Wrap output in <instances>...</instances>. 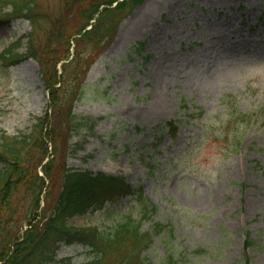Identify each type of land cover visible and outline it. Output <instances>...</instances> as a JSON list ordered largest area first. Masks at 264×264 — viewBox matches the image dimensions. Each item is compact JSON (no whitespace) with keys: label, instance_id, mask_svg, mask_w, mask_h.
<instances>
[{"label":"rangeland","instance_id":"rangeland-1","mask_svg":"<svg viewBox=\"0 0 264 264\" xmlns=\"http://www.w3.org/2000/svg\"><path fill=\"white\" fill-rule=\"evenodd\" d=\"M74 1L34 0L36 24L0 9V52L23 38L18 51L25 54L31 33L40 49L53 46L55 20L77 25ZM71 42L88 65L74 107L82 125L57 155L48 144L57 170L42 205L52 208L58 199L64 162L106 172L142 188L150 212L144 214L139 195H129L70 225L109 232L132 216L151 233L143 252L150 264H245L246 255L264 264V0H143L110 44ZM140 43V51L132 47ZM65 49L60 44L54 58ZM41 69L27 56L0 60L4 137L28 135L48 109ZM233 109L251 115L250 122ZM172 120L180 124L177 137L166 127ZM24 193L20 188L19 204ZM248 238L256 245L247 251ZM96 256L82 243L61 242L52 264H91Z\"/></svg>","mask_w":264,"mask_h":264},{"label":"trees","instance_id":"trees-1","mask_svg":"<svg viewBox=\"0 0 264 264\" xmlns=\"http://www.w3.org/2000/svg\"><path fill=\"white\" fill-rule=\"evenodd\" d=\"M142 1L93 0L89 3L76 0L74 2L79 4L77 25L69 28L68 20H55L50 31L53 46L40 49L31 33L25 54L18 51L23 38L16 39L0 52L1 62H16L24 56L36 59L42 67L49 100L44 116L37 119L28 135L10 139L0 134V162L4 164L0 167V264H52L61 242L89 246L97 255L91 264H150L143 252L152 241L151 233L143 232L142 223L132 216L124 217L109 232L69 224L76 215L100 210L106 202L129 195H139L144 214L149 213L151 204L145 202L142 188L133 189L123 177L72 169L64 162L58 199L52 208L48 202L42 206V200H46V181L52 182V173L56 169L54 157H49L48 144H52L53 155H57L62 142H68L82 125L74 114V107L86 85L88 65L82 63L77 50L73 54L71 41L77 44L96 42L101 47L107 42L110 44L120 22ZM35 6L34 0H0V9L11 8L6 14L8 18H26L34 24L40 19ZM60 44L66 45L65 52L54 58ZM143 45L132 47L140 51ZM183 106L190 109L186 102ZM202 114L203 110H200L199 115ZM234 114L242 123L250 122L251 115L238 110ZM166 127L174 137L178 136L179 122L168 121ZM46 159L48 161L42 165ZM41 165L43 174L39 171ZM20 188L25 192L24 204L17 201ZM25 225L28 228L21 234ZM162 228L157 225L155 233H161ZM255 245L256 242L248 238L245 248L248 251ZM245 258L244 263L251 264L249 256ZM62 263L73 264L71 259Z\"/></svg>","mask_w":264,"mask_h":264}]
</instances>
